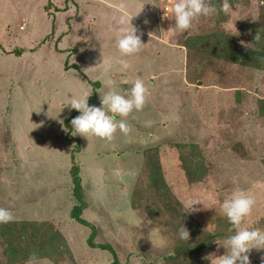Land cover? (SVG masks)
<instances>
[{
    "label": "rangeland",
    "instance_id": "obj_1",
    "mask_svg": "<svg viewBox=\"0 0 264 264\" xmlns=\"http://www.w3.org/2000/svg\"><path fill=\"white\" fill-rule=\"evenodd\" d=\"M53 1L44 16L48 0H0V207L13 215L0 223V264H217L240 227L264 231V0H228L227 13L224 0H205L215 13L184 30L170 11L175 0ZM126 11L142 45L122 56L116 36ZM53 17L57 30L48 33ZM88 37L104 48L71 54L67 64H81L94 80L83 76L85 85L103 86L91 88L88 104L128 125L111 139L75 132L80 110L66 103L86 87L73 68L64 66V77L62 50ZM247 49L258 58L232 54ZM120 59L134 72L166 71L126 117L101 104L108 92L131 89L119 78ZM73 165L80 216L93 229L71 215ZM238 190L255 203L235 226L221 206ZM262 255L253 249L251 264Z\"/></svg>",
    "mask_w": 264,
    "mask_h": 264
},
{
    "label": "clouds",
    "instance_id": "obj_2",
    "mask_svg": "<svg viewBox=\"0 0 264 264\" xmlns=\"http://www.w3.org/2000/svg\"><path fill=\"white\" fill-rule=\"evenodd\" d=\"M229 10L228 0H224L221 5V11L227 13ZM169 9H166V12ZM170 11L175 18V26L180 29H190L194 19L208 16L215 13L216 9L205 2V0H175ZM132 15L124 13L120 16L118 35L116 36V46L122 56H128L137 53L141 49V39L136 35V29L131 26L130 18ZM131 25V24H130ZM122 68H128L127 60H119ZM111 83V81H109ZM131 89L128 95L117 91H110L101 99V104L106 105L111 113H118L121 117H126L132 111L142 109L146 102L147 89L142 80L136 79L131 82ZM91 92L83 90L78 96L73 93L72 97L66 101L72 109L80 110V114L71 121L75 132L82 135H95L101 138L111 139L117 128L127 133L129 127L121 119L117 124L113 121L111 115L106 114L103 107L90 106L87 102ZM198 199L188 202L186 209L195 211L193 207ZM255 203L252 195L243 191H235L230 199H226L222 204L223 213L228 220L235 226L241 225L242 220L251 212ZM13 219L11 211L0 207V223H7ZM189 232L181 228L179 238L187 240ZM227 246L229 253L218 259L217 264H251L250 253L253 249H264V231L258 228H239L234 234L227 237ZM261 264H264V255H262Z\"/></svg>",
    "mask_w": 264,
    "mask_h": 264
},
{
    "label": "crops",
    "instance_id": "obj_3",
    "mask_svg": "<svg viewBox=\"0 0 264 264\" xmlns=\"http://www.w3.org/2000/svg\"><path fill=\"white\" fill-rule=\"evenodd\" d=\"M51 1H53V0H48V3H49V5L48 6H46L45 8H43V14H44V16H46V14L47 15H50L49 14V12L53 9V7L55 6ZM54 2V1H53ZM77 3L78 2H76L75 1V5H77ZM78 5H79V3H78ZM114 5H116V6H119L117 3H115ZM114 5H110V7L111 8H113V6ZM41 6H45V4L43 3V4H41ZM91 7H92V5H90L89 7H87V9H91ZM120 8H122L121 6H119ZM56 9V8H55ZM122 9H124V8H122ZM126 10H128V9H126ZM65 11H68V10H65ZM64 11V12H65ZM57 13L58 14H60V13H63V10L62 11H58V10H55V14L54 15H56L57 16ZM65 13H67V12H65ZM126 13L128 14V15H130V12L129 11H126ZM92 14H89V16H91ZM83 16H86L85 14H82L81 15V17H83ZM58 17V16H57ZM52 21H53V23L52 24H50V28H49V30H48V33H50L51 32V30H52V28L54 29V31L55 30H57V25H56V23H55V21H54V17L52 18ZM82 26H87V25H85L84 24V22L82 23ZM50 31V32H49ZM48 34L46 33L45 34V36L43 37V40L45 41V39H47V36ZM64 35H66V34H64ZM63 35V36H64ZM156 39V38H155ZM157 39H159V38H157ZM62 40V39H61ZM86 41H88V43H86L85 41H84V39H83V44H82V46L80 47H78V49L76 50V51H72L71 49H70V41L68 42V45H69V49L68 48H66V47H64L63 48V52L65 53L64 54V62L62 63V61H60V63H62V66H63V68H64V66H65V64L66 65H68L67 63H68V61H73V58L71 59L70 58V55L71 54H75V53H77V52H79V53H83V52H87V51H90L91 52V49L93 48V49H96V48H104V44L103 43H99V42H96V40H95V42H94V45L92 44V43H90L91 41H93L92 39H90V37H88V40H86ZM44 43V42H43ZM90 43V44H89ZM85 44V45H84ZM89 45V46H88ZM90 46L92 47L91 49H90ZM87 50V51H86ZM106 56H109V55H106ZM159 57H160V54L159 53H156V54H154V56L152 57V58H155V60H156V62H159ZM75 60V59H74ZM121 60V59H120ZM119 61V60H118ZM118 61H114L118 66H119V71L120 70H122V72H121V75L119 76V73H118V76H119V78H121V80L123 79V80H125V83L127 84V86L129 87L130 85H131V82L132 81H134V80H136V79H140V80H142L143 81V83H144V85H145V87H154V84L157 82V79L158 78H161V80L162 79H164L163 78V75L166 73V71L163 69V71L161 72V69L163 68H160V66L158 67V68H156L157 70H156V73L157 74H152V75H150L146 70H140V71H138V72H134L133 70H134V67L131 69V66L130 67H128V68H122V66L118 63ZM75 63H78V62H76V61H74ZM99 62V61H98ZM100 62H102V60H100ZM95 63H96V61H95ZM129 64V63H128ZM78 66H79V69L81 70L82 68V66H81V64H77ZM74 69V68H73ZM151 69V68H150ZM64 70V77H66V75L67 74H70V72H71V69H69L68 71V73H66V71H65V68L63 69ZM76 70V69H75ZM82 71V70H81ZM84 71V70H83ZM170 71H175V68H171L170 69ZM76 72L77 73H79V76H77L78 78H79V83H81L82 85H84L85 87H86V90H89L90 92H91V88H93V90H94V92H96V93H100L101 91H102V89H103V86L100 84V85H98V83H96V85H94V83L92 84V83H89V82H87L86 81V83L88 84V85H85L84 84V82H85V78L87 77V78H89L90 79V81L92 82V81H94L92 78H90L89 76H87L85 73L83 74H81L80 73V71H78V70H76ZM112 73H113V75H114V77L116 76V73H115V71L114 70H112L111 71ZM174 74V73H173ZM85 78H84V77ZM153 77V78H152ZM99 81V80H98ZM149 81L151 82V84L152 85H150L149 84ZM100 82V81H99ZM174 83H176V82H174ZM91 86H90V85ZM149 85V86H146V85ZM90 86V87H89ZM132 86V85H131ZM124 87V86H123ZM92 93V92H91ZM98 95V94H97ZM96 95V96H97ZM88 99H89V97H88Z\"/></svg>",
    "mask_w": 264,
    "mask_h": 264
},
{
    "label": "trees",
    "instance_id": "obj_4",
    "mask_svg": "<svg viewBox=\"0 0 264 264\" xmlns=\"http://www.w3.org/2000/svg\"><path fill=\"white\" fill-rule=\"evenodd\" d=\"M232 54L234 55V57L236 59L239 58V61L240 62L247 63L249 61H252L253 59L258 58L257 55L260 54V51L256 52L255 50H252L251 51L250 49H247V51H245V52H241V53L234 52ZM65 68H67V69L68 68H74V69L80 71L81 73H83L78 68V65L75 64V63H72V62H71L70 65H66L65 64ZM78 114H80V112H78ZM71 174H72L73 185H74L73 194H74L76 200L78 201V203H76L72 207V209H71V215L79 223L84 224V225H87V226H89V225L91 226V224L87 220L83 219L80 216L81 213H82V210H83V208L85 206H84V202H83V188H82V185L80 183L79 167L77 165H73L72 166V168H71ZM32 223L35 224V222H32ZM91 229H93V226H91ZM92 233L93 232L91 231L90 236L92 235ZM90 236L88 237L89 240H91L90 239ZM91 244H92V242H91ZM101 247H106V246L105 245H102ZM192 249L197 253V247H192ZM186 250H189V249H186Z\"/></svg>",
    "mask_w": 264,
    "mask_h": 264
}]
</instances>
